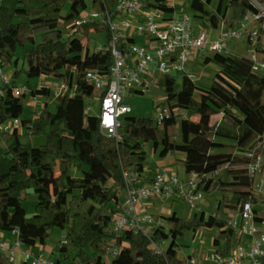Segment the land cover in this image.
<instances>
[{
	"label": "trees",
	"instance_id": "16d2710c",
	"mask_svg": "<svg viewBox=\"0 0 264 264\" xmlns=\"http://www.w3.org/2000/svg\"><path fill=\"white\" fill-rule=\"evenodd\" d=\"M100 1L109 11L117 3H97ZM211 1L188 0L190 11L204 26L228 23L231 6L242 12H258L251 0H225L217 11L208 7ZM144 2L163 12L175 11L169 0ZM86 5V0H0V65L10 76V84L0 95V124L17 120L24 129L23 133L16 127L0 130V233L16 229L21 244L44 246L52 231L60 228L67 242L59 249L68 259L70 251H75L71 264H162L163 257L154 252L143 233L112 229V211L126 190L124 170L131 168L141 178L147 156L144 145L151 142L160 157L179 153L186 172L208 175L199 186L205 193H224L218 201L219 209L237 210L247 200L256 203L245 150L264 131V72L253 73L249 57L213 52L203 59L205 64L220 67L209 84H197L186 73L179 88L172 86L173 78L164 76L160 80L158 85L164 93L161 104L169 110L161 126L154 125L149 116L127 114L121 137L106 135L99 129L97 115L87 113L85 107L87 98L100 92L86 79V73H108L112 62L109 29L102 23L89 22L80 26L82 35L77 34V40L67 34L75 27L78 10ZM102 32L106 34L103 49L91 50L82 42V36L89 38L91 33ZM36 36L40 37L38 41ZM256 55L264 62V49L257 48ZM20 57L22 66L17 67ZM20 71L28 78L31 94L52 95L47 84L29 82L42 75L74 85L75 93L57 96L53 108L43 106L32 116H23L27 94L15 91ZM216 116L230 117L235 129L223 126ZM217 131L235 133L237 142L215 139ZM40 135L44 141L33 144L30 137ZM23 137L27 139L22 141ZM66 139H72V144L65 145ZM222 167L224 179L212 176ZM25 188H32L37 196L31 215L22 207ZM159 216L163 224L157 226L153 238L170 239L165 252L169 264H182L175 248L176 240L186 230L213 229L220 236H213L212 243L217 246L224 237L225 250L231 247L233 229L224 216L202 211L188 218L174 210ZM112 238L119 251L107 262L108 240ZM8 263L0 256V264Z\"/></svg>",
	"mask_w": 264,
	"mask_h": 264
},
{
	"label": "built area",
	"instance_id": "2783aa9c",
	"mask_svg": "<svg viewBox=\"0 0 264 264\" xmlns=\"http://www.w3.org/2000/svg\"><path fill=\"white\" fill-rule=\"evenodd\" d=\"M96 3L97 0H90L78 10L75 27L67 34L71 37L82 35L80 26L89 22L102 23L109 29L108 45L112 62L108 73L92 70L86 73V79L100 90V111L96 115L99 129L106 135L121 137L120 130L125 117L131 113V106L124 100L127 93L143 92L149 85L159 84L164 76L173 77L174 71L181 70L193 77L185 66L197 50L208 47L214 52L230 53L228 40L241 39L249 45L252 72L258 74L264 71V62L256 55L259 29L264 27V3L256 4L258 12L247 10L235 25L221 27L218 37L214 39L191 11L167 13L155 7H147L144 0H117L113 11H109L103 1ZM138 35L144 37L145 44L135 42ZM83 37L82 42L87 44L90 37ZM104 46L105 44H101L93 49H103ZM89 48L92 50L90 46ZM8 84L10 76L0 65V95ZM47 85L53 90L55 97L65 93L74 94L76 90L74 85L61 79H54ZM15 91L18 94L26 92L27 88L16 87ZM91 110V105L87 104L85 111L91 113ZM168 115V108L161 105L153 118V124L161 126L164 117ZM10 123H2L1 126L4 130H9ZM245 154L250 158L248 170L251 178L255 174L260 175L261 190L264 188V131L254 137L252 146L245 150ZM218 172L219 170L212 176ZM204 176L208 175L195 171H185V175H180L178 172L160 169L149 180L142 181L131 170L125 169L124 200L112 211V229L115 232L127 230L143 233L150 240L154 252L163 257L162 264H169L165 252L170 239L153 238L155 229L163 224V219L150 212H141L139 208L151 203L165 207V203L169 201L187 203L191 209L198 208L205 194L199 186ZM257 204L258 200L256 203L247 200L237 210H229L233 214L227 218L233 229L229 249L225 250L224 239L217 246L212 243L213 238L209 241L211 244L206 241L207 236L204 238L203 235L204 230H207L205 228L195 232L186 230L176 240V257L182 264H261V258L264 257V215ZM12 233L16 236V229ZM66 242V237L62 234L59 248ZM20 244L16 238L15 245L10 247L0 238V256L13 262L16 258L15 247ZM118 249L115 238L108 240L106 256L110 259L117 254ZM184 249L187 253L180 257L177 253ZM22 254V259L27 264H64L41 251Z\"/></svg>",
	"mask_w": 264,
	"mask_h": 264
},
{
	"label": "rangeland",
	"instance_id": "374dc122",
	"mask_svg": "<svg viewBox=\"0 0 264 264\" xmlns=\"http://www.w3.org/2000/svg\"><path fill=\"white\" fill-rule=\"evenodd\" d=\"M225 0H212L210 4H208V7L212 8L213 10L217 11L220 5L224 4ZM255 5L259 3H263L262 0H251ZM86 2H90V0H86ZM171 4L175 7V12H190L189 9V2L188 0H170ZM69 8V5L66 6L63 12H65ZM245 12H242L239 7H234L231 6L228 9L227 15L229 16V20H231L233 23H237L243 16ZM257 24V23H256ZM255 24V25H256ZM258 25V24H257ZM224 25L223 27H225ZM228 26V25H227ZM204 29L209 32L210 36L212 39L218 37L219 33V28L220 27H213L210 25H202ZM64 32V30H63ZM66 35V33L64 32ZM73 40H77V36H72ZM81 37V36H80ZM85 38V37H83ZM40 39L39 36H36V40L38 41ZM243 39V38H242ZM259 39H261V44L264 45V31L260 32ZM85 41V39H84ZM106 42V34L104 32L98 33V34H90V38L88 39V44L94 50L97 48V46H100L101 44H105ZM135 42L137 44H145L144 37L142 36H136L135 37ZM228 48L231 49L230 53L236 54V55H241V56H246L249 57V45L246 41L233 38L228 40L227 42ZM214 51L210 50L208 47L203 48L200 50H197L195 54H193L189 60V62L186 63V70L190 71L193 74V78L196 81L197 84L200 85H207L211 82L213 75L220 69V67L215 64V63H203V59L206 55L212 54ZM19 56L20 50L18 51ZM22 57L19 59V63L17 67L22 66ZM9 69V68H8ZM184 74V71H174L172 72L171 78L169 80H172L173 78V87L174 88H179L181 84V78L182 75ZM54 80H48L43 79V78H30L29 82L33 84H40V83H45V84H51V82ZM28 83V78L25 74V72L20 71L17 75L16 78V86L18 89H21L22 87L27 88V91L25 92L27 94V98L24 100V107L22 110L23 116H32L35 111H40L41 108L43 107L40 102H44V106H49V108H53L55 104H52L49 102V100L53 99L55 100V96L52 90V95H50V99H47L46 96H36L34 93L31 94V92L28 89L27 86ZM171 85L168 84V88H170ZM164 99V93L163 89L161 88L160 85L158 84H151L149 85L143 92H129L124 96V100L131 106V113L130 115L133 116H149L152 119L156 116L158 111L161 108V102ZM264 100V97H263ZM87 104L91 105V113L92 114H98L100 111V101L98 98V94H95L93 98H87ZM221 116H216L215 119L220 118ZM11 122V123H10ZM6 124L10 123V129L12 130L13 128H17L20 133L24 132V129L22 127H19V121L15 120H9L7 122H4ZM223 126L229 128V129H235V125L233 123V120L228 117L224 116L222 123ZM0 124V130H4ZM18 126V127H17ZM238 136L233 133V132H216L215 133V139L218 140H224L227 141L230 144H234L237 142ZM22 141H25L27 137L21 138ZM30 140L33 144H36L38 142H43L44 137L42 135L40 136H33L30 137ZM233 142V143H231ZM65 145H71L72 144V139H66L64 142ZM239 145V144H238ZM3 146V142L0 141V147ZM144 149L147 152V156L145 159V170L143 175H152L155 173V171L158 169V163L159 161L163 160L166 162H169L171 159L176 158L175 156L179 153H169L166 155L165 158L160 157L158 154V151H154V148L152 146V143L149 142L144 145ZM228 150L236 151L234 147H228L226 148ZM181 155V154H180ZM168 170L170 168H167ZM126 170H131V168H126ZM172 172H178L180 175H185V170L183 166V162L176 159L175 161V168H172ZM74 173H77L76 170L73 171ZM226 177V172H225V167H222L219 169V172L215 175V178L217 179H224ZM259 182H260V175L255 174L252 177V188H253V194L256 196L258 200L257 207L259 211L264 215V188L259 190ZM229 194V193H228ZM224 198V193L218 190L211 191L209 193L204 194V199L201 201V204L198 205V208L191 209L190 206L187 203H182V202H166L165 207L168 210L167 211H158L159 213H156L154 215H165L171 213L173 210L177 212L179 216L182 217H191L193 213L196 214H201L202 211L205 212V214H216L217 216H224L226 218L232 217L233 214L230 212L228 209H219L218 208V201L222 200ZM121 202L124 200V196L120 199ZM37 201V196L34 193L32 188H25L23 191V198H22V207L25 210L27 215H31L34 211V204ZM64 233V230L60 228H55L52 233L49 235L47 238V244L49 247L52 248V253L48 252L49 255H52V257L56 258L58 254H60L61 262L64 264H69L71 258L74 257L75 251H70V258H66L64 256V253L59 249V240ZM2 239H4L9 246H14L15 245V240L16 236L15 234L12 233V231H3L2 232ZM204 238L210 237V239L213 238V236H220L215 230H204ZM224 239V237H221ZM192 243V241H190ZM211 244V242H209ZM36 249L34 246L26 245V244H20V246L15 247V254H16V259L13 262H10L8 264H18L21 257L23 258L24 252H34ZM187 253V251L181 250L178 251V255L180 257L184 256ZM106 261L109 262V258L106 256ZM80 264V263H76Z\"/></svg>",
	"mask_w": 264,
	"mask_h": 264
},
{
	"label": "crops",
	"instance_id": "0c3cea01",
	"mask_svg": "<svg viewBox=\"0 0 264 264\" xmlns=\"http://www.w3.org/2000/svg\"><path fill=\"white\" fill-rule=\"evenodd\" d=\"M169 2H170V0H169ZM170 4H171V2H170ZM226 19L228 20V23H223L221 26H220V28L221 27H223L224 25H228V26H232V25H235V23H233L231 20H229V16L227 15V17H226ZM219 28V29H220ZM257 48L258 49H264V45H262L261 44V39H258V41H257ZM230 49V48H229ZM230 51H231V49H230ZM264 71H262V72H259L258 74H262ZM39 78H43V79H50V80H54L55 78H52V77H50V76H46V75H42V76H40ZM36 85H38V84H36ZM47 99H50V96H48L47 97ZM49 102L50 103H52V104H56V97H55V100H54V98L51 100H49ZM41 103V105L42 106H44V102H40ZM223 117L224 116H222V117H220L219 118V121H220V123H222V120H223ZM222 141H224V140H222ZM224 142H227V141H224ZM228 143V142H227ZM230 143V142H229ZM231 143H233V142H231ZM154 151H158V150H154ZM166 156H164L163 158H165ZM176 158H173V159H171L169 162H166V161H163V160H161V161H159V163H158V169L156 170V171H158V170H160V169H164V170H168L167 168H170L169 170H171L172 168H175V161H176V159H178V160H180V161H182V155H180V154H177L176 156H175ZM155 171V172H156ZM144 174V173H143ZM142 174V176H141V180L142 181H147V180H149L154 174H152V175H150V176H148V175H143ZM124 195H122L121 197H120V199L123 197ZM121 202V200H119V203ZM139 210L141 211V212H150V213H153V214H156V213H159L158 211H162V212H164V211H167L168 209L167 208H164V207H161L160 206V204H154V203H151V204H149V205H146V206H144V207H142V208H139ZM175 211V210H174ZM2 232L0 233V238H2ZM205 240L206 241H210L211 239H210V237H206L205 238ZM34 246V248L36 249L34 252H38V251H41V252H44L45 254H47V255H49V253L48 252H51L52 253V248L51 247H49V245L46 243V245H44V246H42V245H40V244H35V245H33ZM49 256H51L52 257V255H49ZM60 258V254H58L57 255V257L56 258ZM54 258V257H53ZM16 259V258H15ZM15 261V260H14ZM21 261H23V259H22V257H21V259H20V261L19 262H21Z\"/></svg>",
	"mask_w": 264,
	"mask_h": 264
}]
</instances>
